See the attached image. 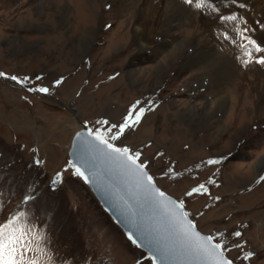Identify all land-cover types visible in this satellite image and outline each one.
I'll return each mask as SVG.
<instances>
[{
  "label": "rangeland",
  "instance_id": "obj_1",
  "mask_svg": "<svg viewBox=\"0 0 264 264\" xmlns=\"http://www.w3.org/2000/svg\"><path fill=\"white\" fill-rule=\"evenodd\" d=\"M94 1L89 12L91 0H0V224L10 214L27 213V224L45 238L38 243L52 257L41 264H151L67 160L75 132L120 124L139 101L137 109H145L140 123L110 142L141 154L138 161L182 203L199 232L224 233L234 264H246L238 257L247 251L256 254L250 264H264V107L241 109L261 64H244L225 49L246 79L235 107L228 97L215 117L214 96L193 91L190 69L165 63L155 48L136 52L121 37L129 34L123 29L127 15L107 0ZM225 36L206 43L221 53L217 43L227 42ZM12 76L28 81L21 85ZM36 86L50 91H28ZM204 106L212 117L203 114ZM104 120L109 125L98 123ZM169 168L173 174L165 175ZM58 172L61 180L53 186ZM201 184L207 191L186 195ZM235 231L241 236L233 237Z\"/></svg>",
  "mask_w": 264,
  "mask_h": 264
},
{
  "label": "bare ground",
  "instance_id": "obj_2",
  "mask_svg": "<svg viewBox=\"0 0 264 264\" xmlns=\"http://www.w3.org/2000/svg\"><path fill=\"white\" fill-rule=\"evenodd\" d=\"M107 1L113 9H119L122 16L127 15L126 25L123 29L129 31V34L121 36L122 39H125L123 42L128 41L138 53H145L155 48L156 54L165 63L190 69V78L196 84L194 89L191 87L193 91L196 94L209 93V95L214 96L215 106L212 114L215 117L217 112L222 113L226 109L228 97L231 107H235L237 99L241 96L246 76L239 75L237 65L234 64V60L229 58L226 50L233 51L234 55L231 56L245 59L239 45L246 43V41L240 38L237 31V29L242 31L245 28L249 31L245 32L244 35L251 36L259 45L264 46V27H262L264 26V0H235V3L233 0H211L219 11L196 10L191 6H186L187 4L182 2L183 0ZM91 2L94 3L88 5L89 12H92V9L96 7V1L91 0ZM166 2L167 4H165ZM57 14L63 18V13L58 11ZM228 15H237L238 21L228 22L220 19L221 16ZM185 28H189L190 32L181 34L180 30ZM219 34H225L228 37L227 42L221 39L217 43L221 53L226 55L218 53L214 49L215 47H210L206 43L208 38ZM86 35L89 39L92 35L91 31ZM159 37L161 39L157 43ZM80 40L83 39L80 38ZM167 40L172 43L169 44ZM227 43H231L232 47ZM255 55L259 57L264 53H256ZM260 67L263 70L252 75L250 88L245 92L243 91L242 112L249 107L260 112L264 107V64H261ZM159 69L160 67H157L156 72L160 74L162 68ZM246 75H250V73H246ZM208 108V106H204L205 111L203 113L207 118L212 117ZM235 116L231 115V118ZM193 117L189 122H196L198 116ZM263 165L264 162L262 161L261 166Z\"/></svg>",
  "mask_w": 264,
  "mask_h": 264
},
{
  "label": "snow or ice",
  "instance_id": "obj_3",
  "mask_svg": "<svg viewBox=\"0 0 264 264\" xmlns=\"http://www.w3.org/2000/svg\"><path fill=\"white\" fill-rule=\"evenodd\" d=\"M183 2L196 10H211L219 11V9L211 2V0H183ZM235 3V0H233ZM243 7V5H241ZM222 21L236 22L238 21L237 15L221 16ZM242 19V18H239ZM264 27V26H262ZM240 38L246 41L244 44H240L242 49V55L247 57L243 59L244 64L255 62L264 64V55L257 57L256 53H264V46L257 43L251 36L244 35L249 29L245 28L242 31L237 29ZM225 39L228 37L225 36ZM0 76H5V73L0 72ZM11 80L18 84L26 85L28 78L20 80L16 76L9 77ZM39 79V77H37ZM60 81H56L58 85ZM28 91L38 93H49L48 87L36 86L28 88ZM140 102L137 101L131 106L128 113L124 117L120 124H111L107 128H96L95 130H89L87 135L92 138L90 143L96 147V150L101 152L106 158L114 159L118 161L120 166L130 174L137 177V182L143 185L148 192H150L154 198H156L166 208L168 204H172V209H169L175 222L179 225V236L181 238L183 246L195 257V264H234L232 259H229L226 255L231 249L228 246V241L224 236V233L217 232L215 236L208 235L203 236L196 230V226L188 219V214L182 211V203H173L170 200H166L165 193L156 188L153 184V177L145 171V164L138 162L140 153L134 154L127 147H117L110 141L118 140L127 129L139 124L141 118L145 113L143 107L137 109V105ZM103 125H109L107 120L98 121ZM80 134H78L79 136ZM217 160H208L207 164H216ZM35 163L39 165L41 161L35 160ZM71 165V162H69ZM75 175L81 176L87 181V177L79 167H75ZM173 174L171 168L165 175ZM61 173H56L55 177L50 182L51 185L56 186L61 180ZM179 175V174H176ZM260 180H264V176L260 177ZM214 182V181H209ZM259 182V181H258ZM207 191L204 184L193 188L187 192L186 195H193L194 193H200ZM26 200L32 199L31 196H26ZM27 213L19 211L10 214L9 218L4 223L0 224V264H41V258L46 257L47 261H51L52 257L48 254L46 247H41L38 241L45 239L43 236L38 235L33 231L31 225L27 224L25 217ZM233 237H240L241 233L235 231L231 234ZM129 239L132 236L129 235ZM35 245V246H34ZM232 247L243 248L242 244H234ZM255 252L247 251L242 252L238 259H242L246 264H250L251 259L255 256Z\"/></svg>",
  "mask_w": 264,
  "mask_h": 264
},
{
  "label": "water",
  "instance_id": "obj_4",
  "mask_svg": "<svg viewBox=\"0 0 264 264\" xmlns=\"http://www.w3.org/2000/svg\"><path fill=\"white\" fill-rule=\"evenodd\" d=\"M88 131L83 126L74 133L67 160L74 171L79 167L87 177L85 181L79 176L104 212L151 264H195V257L183 246L179 225L169 211L173 205L166 208L137 182L135 175L97 151L90 143ZM145 171L149 174L146 167ZM153 184L162 191L154 180ZM165 197L179 203L166 193ZM182 211L188 214L184 207ZM188 219L191 221L189 215ZM196 230L199 231L197 227Z\"/></svg>",
  "mask_w": 264,
  "mask_h": 264
}]
</instances>
